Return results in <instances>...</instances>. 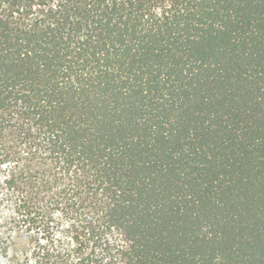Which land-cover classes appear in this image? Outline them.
I'll return each instance as SVG.
<instances>
[{"label": "trees", "instance_id": "1", "mask_svg": "<svg viewBox=\"0 0 264 264\" xmlns=\"http://www.w3.org/2000/svg\"><path fill=\"white\" fill-rule=\"evenodd\" d=\"M0 264H264V0H0Z\"/></svg>", "mask_w": 264, "mask_h": 264}]
</instances>
